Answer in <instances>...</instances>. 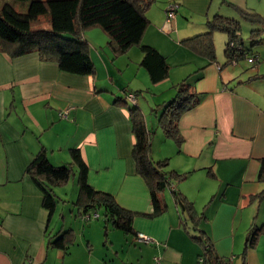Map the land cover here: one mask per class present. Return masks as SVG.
<instances>
[{
	"label": "crops",
	"instance_id": "crops-1",
	"mask_svg": "<svg viewBox=\"0 0 264 264\" xmlns=\"http://www.w3.org/2000/svg\"><path fill=\"white\" fill-rule=\"evenodd\" d=\"M172 1L179 8L168 29L165 5ZM241 11L264 16V0H155L145 13L149 24L142 44L155 48L169 65L168 77L157 84L139 66L138 47L116 55L97 28L82 35L93 75L62 72L36 53L19 57L0 53V264H154V258L160 264H197L202 249L190 237L197 232L185 228L183 222L190 223L180 214L172 188L168 187L173 197L158 194L165 210L151 215L149 189L136 173L131 155L135 139L129 112L114 104L116 98H125L119 90L134 94L148 84L159 89L180 75L193 81L199 102L178 121L182 143L168 140L174 152H160L169 164L174 159L169 169L183 175L171 185L201 214L199 228L218 257L228 264H264V230L254 247H246L251 225L264 223V196H258L264 189L259 180L264 77L255 75L259 69L254 76L237 78L232 69L181 43L207 32L214 15L237 20ZM122 71L132 74L126 86L115 79ZM66 109L67 118H62ZM73 148L87 166L88 184L134 213L132 232L115 229L104 218L86 222L81 205L74 202L78 208L70 211L73 220L80 221L68 225L65 215L56 214L58 203L51 215L42 207V192L26 167L41 150L54 166L72 163ZM72 167V176L77 175ZM136 233L152 242L136 241Z\"/></svg>",
	"mask_w": 264,
	"mask_h": 264
},
{
	"label": "trees",
	"instance_id": "trees-1",
	"mask_svg": "<svg viewBox=\"0 0 264 264\" xmlns=\"http://www.w3.org/2000/svg\"><path fill=\"white\" fill-rule=\"evenodd\" d=\"M28 2L24 12L16 11L5 0H0V53L10 57H19L36 53L43 61L55 62L62 72L89 76L94 74V65L89 56L88 44L82 40L83 32L89 29H100L108 38L109 46L114 54L120 55L128 52L132 47H138L142 53L139 66L144 68L152 84H157L168 77L169 65L164 56L155 48L142 44V37L149 21L146 11L154 4L155 0H15ZM47 14L50 28L35 27L40 16ZM244 20L255 25L250 32L253 43L260 42V34L264 32V16L258 13L241 11ZM208 31L183 39L182 45L196 54L215 61L212 34L222 31L227 35L225 55L227 64L232 60H240L248 55L240 38V21L214 15L207 22ZM254 37V39H253ZM258 37V38H257ZM240 45L241 50L230 48V43ZM254 56V55H253ZM257 62H259V57ZM124 97H118L114 104L125 106L129 112L131 131L135 142L131 155L135 164L136 173L145 181L152 204V214L162 213L166 206H161L158 194L164 188H171L172 179L181 180L180 175L172 170L167 171V160L153 161L150 157V132L147 130L144 118L137 108H129L127 95L123 89ZM132 94V93H131ZM136 98V93L133 94ZM199 97L188 83L177 84V94L164 106L162 129L165 135L174 140L177 145L182 143L178 129L180 117L196 106ZM72 163L63 166L52 165L44 152L39 151L29 165L26 173L42 192V207L51 215L58 203L52 194L53 187L65 183L73 175V167L77 168V184L79 187L76 205L81 208L80 215L88 212L103 210L105 224L124 233L132 232V218L134 213L122 209L114 198L105 192L94 190L86 181L87 166L82 160L79 150L70 149ZM259 180L264 182V159L261 161ZM172 195L180 214L186 215L190 225L184 223L185 228L197 232L191 235L201 249L203 264H220L221 258L214 251V247L199 228L202 216L198 214L190 201L178 194L174 188ZM264 196V189L258 195ZM93 209V211H90ZM187 226V227H186ZM264 230V223L251 225L246 240V247H254L258 237ZM188 232V231H187ZM136 235V234H135ZM60 240L56 243L59 244ZM224 261V260H222ZM226 262V261H224ZM228 264V263H226Z\"/></svg>",
	"mask_w": 264,
	"mask_h": 264
},
{
	"label": "rangeland",
	"instance_id": "rangeland-1",
	"mask_svg": "<svg viewBox=\"0 0 264 264\" xmlns=\"http://www.w3.org/2000/svg\"><path fill=\"white\" fill-rule=\"evenodd\" d=\"M5 2L10 4L18 12H24L28 5V2H17L15 0H5ZM172 2H176V1H172ZM169 3L165 5V9ZM236 19L240 21L239 35L243 42L244 48L249 50L247 52L248 55L245 58H241L240 60H238V62L235 65L227 64V57L225 55L227 35L222 31L216 30L212 34L215 62L222 64L227 69H232V71L237 73L236 74L237 78L243 77V74L244 75L253 74V73L255 74L258 72L259 69L261 72L255 75L258 77H264V32L260 34L262 40L260 42L253 43V41H251L250 32L253 28H255V25L252 22L244 20L241 16L240 17L237 16ZM205 22L206 21H204V24ZM198 24L200 23H198V21H195L194 25H198ZM37 25H40L41 26L40 28L43 29L50 28L48 15L44 14L40 16L37 22L32 23L33 27ZM175 39H177L176 35H175ZM253 55H257L259 57V62L255 64L250 63L249 58H251ZM121 74H122V77L120 76L121 79L117 75L115 79L121 85L126 86L127 84L125 83V81L129 80L132 74H130L129 71H122ZM180 76L177 78H173V81H171L169 84L159 89L153 88L152 84H148L149 87H146L142 91L136 92V98L139 102V106L132 103L131 101H127L129 108H134V107L137 108L144 118L146 128L150 132V157L153 161L164 160L163 158H160L161 156L160 152L162 150L170 154L174 152V149L170 150V147H168V142L166 141L169 140L174 144L175 142L174 140L168 138L165 135L162 129L161 120L163 121L165 104L170 102L173 98H175L177 94V84H181L183 82L190 84V82H193V81H189V78L187 79L188 76H184V77L182 76L180 77ZM235 83L234 85H236ZM262 85H264V81L262 82ZM126 89L128 88L126 87ZM119 92L123 93L122 90L121 91L119 90ZM119 92L116 93L122 96V94ZM173 160L174 159H172V162L170 164L168 163L167 160L168 163L166 166L167 171H170L169 169L170 166H173L174 164ZM174 181L175 180L172 179V182ZM52 194L56 199H58L56 214L59 213L63 214L67 218L65 225H68L69 224L68 222L74 223V221H77L79 223L80 218L73 220L74 211L78 208L76 205H73V202L76 203V201L78 200V194H79L77 175L70 176L65 183L53 187ZM160 195L161 196L164 195L169 198L170 196L173 197L169 192L168 188H164V190L160 192ZM71 209L74 210L73 213L70 211ZM98 213H99V217L97 219H92L90 221L103 222V218H104L103 210L99 208Z\"/></svg>",
	"mask_w": 264,
	"mask_h": 264
},
{
	"label": "built area",
	"instance_id": "built-area-1",
	"mask_svg": "<svg viewBox=\"0 0 264 264\" xmlns=\"http://www.w3.org/2000/svg\"><path fill=\"white\" fill-rule=\"evenodd\" d=\"M178 8H179V3L171 2V3L168 4V6L165 9V22H164V25L168 29H170V25H171L172 21L176 17V13H177ZM229 47L230 48H234L237 51L241 50L240 45L239 44L235 45L233 42L230 43ZM249 61H250L251 64H255V63H257V57L254 55L251 58H249ZM237 62H238V60L234 59V60L231 61L230 65H235ZM217 68L219 69L220 67L217 66ZM127 99L129 101H131L132 103L136 104V98H135V96L133 94L129 93L127 95ZM68 112H69V110L66 109L65 111L60 113V116L62 118H67ZM171 188L173 189L172 185H171ZM98 217H99V214L96 211L88 212L87 214H84L82 216V218L85 221H90L92 219H97ZM135 240L138 241V242H141V243H146V244L152 242V239L150 237H148L147 235L143 234V233H136ZM202 262H203V257L199 256L198 259H197V264H203ZM226 263H228V262H224V261H222V259L220 260V264H226ZM154 264H160L159 258H154ZM206 264H209V263H206Z\"/></svg>",
	"mask_w": 264,
	"mask_h": 264
}]
</instances>
